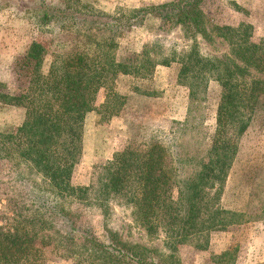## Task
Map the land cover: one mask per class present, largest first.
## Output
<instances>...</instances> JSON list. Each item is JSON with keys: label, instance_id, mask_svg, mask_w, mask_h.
Segmentation results:
<instances>
[{"label": "trees", "instance_id": "obj_1", "mask_svg": "<svg viewBox=\"0 0 264 264\" xmlns=\"http://www.w3.org/2000/svg\"><path fill=\"white\" fill-rule=\"evenodd\" d=\"M204 4L168 1L142 9L140 19L125 21L73 6L41 4L42 21L58 29L49 80L42 78L48 50L34 40L17 63L21 91L0 83V104L26 110L20 126L0 130V147L3 157L46 179L52 196L36 195L32 212H18L10 226L0 227V264H183L179 245L204 249L212 231L240 223L243 213L213 200L224 189L264 93V78L254 75H264V38L255 40L245 23L217 29L231 48L226 58L206 55L197 44L181 58L178 82L189 89L190 105L167 140L153 134L135 141L117 159L92 165L88 183L74 182L84 154L87 113L97 109L111 118L126 104V96L114 88L124 66L113 52L124 30L151 13L163 26L181 25L189 35L209 40ZM213 84L221 91L215 125H210L207 103ZM101 90L105 98L97 108ZM114 197L133 207L149 234L164 229L165 251L126 245L114 237L111 243L102 241L80 214L63 204L72 199L105 205ZM227 251L218 264H227L221 260Z\"/></svg>", "mask_w": 264, "mask_h": 264}, {"label": "rangeland", "instance_id": "obj_2", "mask_svg": "<svg viewBox=\"0 0 264 264\" xmlns=\"http://www.w3.org/2000/svg\"><path fill=\"white\" fill-rule=\"evenodd\" d=\"M168 1L173 0H0V83L12 92L21 91L24 84L17 73V63L34 40L48 50L42 78L49 80L46 74L57 47L58 29L55 24L48 26L42 21L43 2L118 16L125 21L127 17L140 19L142 9ZM204 10L209 40L202 35H189L181 25L163 26L151 13L141 23L124 30L113 52L124 66L114 88L126 96V104L111 118L102 116L97 109L87 113L84 154L74 176L77 185L89 182L92 165L117 159L126 146L153 134L167 140L174 122L185 119L190 98L189 89L178 82L179 61L195 44L204 54L224 59L231 55V48L217 32L219 27L245 23L251 26L255 40L264 38V0H205ZM164 60H169L170 65L162 64ZM212 89L207 116L208 124L215 125L221 88L213 84ZM104 98L105 91L101 90L97 108ZM25 117V108L0 104V130L8 125L20 126ZM210 192L213 196L215 190ZM38 194L52 196L49 182L26 164L18 165L3 157L0 147V227L10 226L18 212H32L35 201L31 200ZM213 201L243 213L244 217L226 230L212 231L204 249L190 243L179 245L183 264H218L219 256L226 250L229 254L221 256V260L227 264H264V93L241 140L224 189ZM63 204L70 212L80 214L83 223L91 225L102 241L111 243L114 237L126 245L165 251L164 229L149 234L133 207L121 197H114L105 205L79 204L72 199L63 200Z\"/></svg>", "mask_w": 264, "mask_h": 264}]
</instances>
